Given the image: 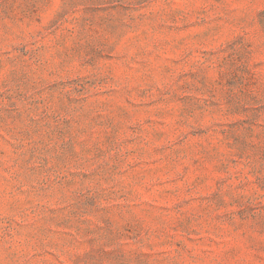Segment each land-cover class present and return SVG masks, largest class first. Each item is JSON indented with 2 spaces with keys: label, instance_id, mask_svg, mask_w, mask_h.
<instances>
[{
  "label": "rangeland",
  "instance_id": "rangeland-1",
  "mask_svg": "<svg viewBox=\"0 0 264 264\" xmlns=\"http://www.w3.org/2000/svg\"><path fill=\"white\" fill-rule=\"evenodd\" d=\"M0 264H264V0H0Z\"/></svg>",
  "mask_w": 264,
  "mask_h": 264
}]
</instances>
